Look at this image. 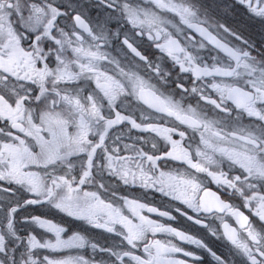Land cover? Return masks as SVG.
I'll use <instances>...</instances> for the list:
<instances>
[{
    "label": "snow or ice",
    "instance_id": "snow-or-ice-1",
    "mask_svg": "<svg viewBox=\"0 0 264 264\" xmlns=\"http://www.w3.org/2000/svg\"><path fill=\"white\" fill-rule=\"evenodd\" d=\"M0 264H264V0H0Z\"/></svg>",
    "mask_w": 264,
    "mask_h": 264
}]
</instances>
